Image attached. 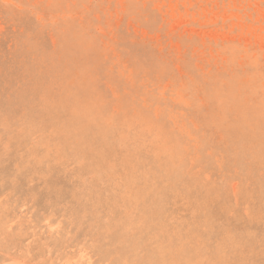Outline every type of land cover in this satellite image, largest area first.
I'll return each instance as SVG.
<instances>
[{"label": "rangeland", "instance_id": "374dc122", "mask_svg": "<svg viewBox=\"0 0 264 264\" xmlns=\"http://www.w3.org/2000/svg\"><path fill=\"white\" fill-rule=\"evenodd\" d=\"M0 115V264H264V0H0Z\"/></svg>", "mask_w": 264, "mask_h": 264}, {"label": "bare ground", "instance_id": "6f19581e", "mask_svg": "<svg viewBox=\"0 0 264 264\" xmlns=\"http://www.w3.org/2000/svg\"><path fill=\"white\" fill-rule=\"evenodd\" d=\"M103 111V110H102ZM109 114V113H108ZM1 116V115H0ZM15 117V116H14ZM90 127V126H89ZM89 139V138H88ZM91 143V142H90ZM95 148V147H94ZM100 148V147H99ZM101 149V148H100ZM176 151V150H175ZM180 151V150H178ZM143 159V158H142ZM112 167V166H111ZM139 167V166H138ZM117 168V167H116ZM121 173V172H120ZM159 175V174H158ZM64 176V175H63ZM76 176V175H75ZM77 178V177H76ZM129 182V181H128ZM111 185V184H110ZM72 193V192H71Z\"/></svg>", "mask_w": 264, "mask_h": 264}]
</instances>
